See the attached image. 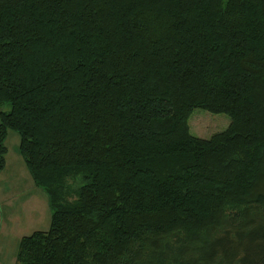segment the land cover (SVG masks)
I'll list each match as a JSON object with an SVG mask.
<instances>
[{
	"label": "trees",
	"instance_id": "trees-1",
	"mask_svg": "<svg viewBox=\"0 0 264 264\" xmlns=\"http://www.w3.org/2000/svg\"><path fill=\"white\" fill-rule=\"evenodd\" d=\"M3 104L52 212L19 264H264V0H0Z\"/></svg>",
	"mask_w": 264,
	"mask_h": 264
},
{
	"label": "rangeland",
	"instance_id": "rangeland-1",
	"mask_svg": "<svg viewBox=\"0 0 264 264\" xmlns=\"http://www.w3.org/2000/svg\"><path fill=\"white\" fill-rule=\"evenodd\" d=\"M10 110L9 104L0 106V111L9 112ZM189 124L193 135L209 139L214 134L228 129L231 118L225 114H213L202 109H195ZM6 146L8 166L6 165L7 168L0 173V195L2 196L0 214L1 210L2 213L5 212L1 214L2 216L0 215V264H19L16 257L21 239L36 231H47L50 228L52 212L47 194L35 185L26 167L20 152V137L16 132H9ZM23 202L31 204V208L26 209L30 210L31 215L29 219L23 220L29 221L28 227L21 226L23 221L20 224L13 223L14 213L22 210ZM15 203L20 204L14 206Z\"/></svg>",
	"mask_w": 264,
	"mask_h": 264
},
{
	"label": "crops",
	"instance_id": "crops-1",
	"mask_svg": "<svg viewBox=\"0 0 264 264\" xmlns=\"http://www.w3.org/2000/svg\"><path fill=\"white\" fill-rule=\"evenodd\" d=\"M7 166H8V162H7ZM7 166H6V168H7ZM5 168V169H6ZM3 172V171H2ZM2 196L0 195V198H1ZM9 203H14V202H10L9 201ZM19 205L20 203H15V205L14 206H16V205ZM0 205H1V202H0ZM10 207V206H9ZM49 207H50V205H49ZM18 208H19V206H18ZM21 208H22V210H17L15 213H14V215H15V219L13 220V223L15 222H18V224H20L23 220H25L26 218L27 219H29V217H30V215H31V212H30V210L29 211H27L26 209L28 208H31V204H29V203H27V202H23L22 203V205H21ZM51 210V209H50ZM1 214L3 215V214H5V212L3 211V213H2V210H1ZM0 214V215H1ZM1 215V216H2ZM52 215V214H51ZM42 217V216H41ZM41 220H42V218H41ZM28 222L29 221H23V224L21 225V226H26V227H28ZM29 224H31V223H29ZM20 227V226H19ZM32 228V227H31ZM28 236V235H27ZM25 237V236H24ZM16 259H17V257H16ZM17 261V260H16Z\"/></svg>",
	"mask_w": 264,
	"mask_h": 264
}]
</instances>
